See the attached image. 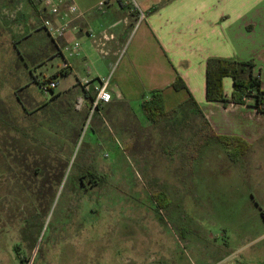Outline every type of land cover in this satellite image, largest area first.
I'll return each instance as SVG.
<instances>
[{
	"label": "rangeland",
	"instance_id": "1",
	"mask_svg": "<svg viewBox=\"0 0 264 264\" xmlns=\"http://www.w3.org/2000/svg\"><path fill=\"white\" fill-rule=\"evenodd\" d=\"M21 2L0 0V54L8 58L0 62V85L9 84L3 94L12 106L21 90L16 75L35 62L32 53L17 60L4 37L20 39L17 14L10 16ZM25 3L45 17L40 5ZM30 44L40 47L33 40ZM59 63L56 58L50 70ZM72 79L59 78L54 91H62ZM11 116L16 126H25L19 109ZM95 117L71 153L64 151L67 165L57 179L53 173L63 165L62 156L58 160L52 152L21 141L18 166L2 152L8 150L3 142H14L17 135L0 126V264H225L229 251L224 234L231 235L232 243L238 236L231 247L236 258L244 261L256 251L259 255H250L247 264H264V142L251 143L233 164L227 156L223 161L214 141L199 146L194 119L183 131L163 128L165 134L157 137L152 151L142 144L146 135L137 133L123 142ZM192 153L195 158L190 159ZM76 164L105 180L82 186ZM151 189L167 194V209L156 205Z\"/></svg>",
	"mask_w": 264,
	"mask_h": 264
},
{
	"label": "crops",
	"instance_id": "2",
	"mask_svg": "<svg viewBox=\"0 0 264 264\" xmlns=\"http://www.w3.org/2000/svg\"><path fill=\"white\" fill-rule=\"evenodd\" d=\"M99 2H103V5L99 6ZM135 2L146 13V20L136 29L134 13L120 0H74L78 14L71 17L69 30L57 42L52 41L42 28L43 17L39 16L37 7L28 6L25 0L20 6L14 5L15 12L10 17L17 14L15 18L19 27L16 29L20 31V39L16 41L14 36L4 37L13 45L17 60H24L25 56H30L29 53L35 59L32 65H25L22 74L16 75L15 84L21 88L19 92L24 93H19L20 97L24 101L26 97L32 98L33 104H42L48 100L50 96H45L34 80L53 76L67 62L69 68L63 70L59 78L64 80L72 76L74 79L69 80L66 87L56 93L76 85L87 76V70L91 88L98 85V79L110 75L111 101L97 112V118L105 125V131L112 136H120L123 142L129 140V136H139L137 133H140V136L146 135L142 144L147 145V150L151 148L155 151L153 147L159 141L157 137L165 134L163 128L183 131L182 127H189L193 119L197 126L199 119L192 114V108L187 104L192 98L215 135L241 138L250 148L251 143L260 146L264 142V113L256 111L253 100L246 97L243 104L228 105L208 102L205 86L207 60L216 58L236 62L254 60V74L259 77L264 89V0ZM44 13L46 18L48 15ZM89 34L96 37L97 44L92 43ZM103 35L112 38L104 40ZM22 39L28 44L25 45ZM31 40L40 43V47L38 44L35 47L29 45ZM73 41L80 43L77 56L69 57L60 52V47ZM56 58L61 63L50 70ZM0 62H8L5 54H0ZM2 70L4 68L0 67V72ZM177 79L183 82L184 89L172 88ZM8 85L5 82L0 85V101L12 108L13 112L19 109L22 113L16 92L14 106L8 101L9 96L3 94ZM155 91L162 92L166 111L176 110V114L171 119L163 118L154 124L145 118L141 104L149 100ZM223 91L229 99L233 92L230 77L223 79ZM32 102H26V106L32 105ZM92 131L97 135V129ZM217 143L215 145L220 149L225 162V157L229 158L228 151ZM242 158L233 161V164ZM237 241L238 236H234L233 243ZM224 242L229 251L225 264H247L250 255H259L252 251L249 257L245 256L244 261L239 260L234 256L236 251L231 249L235 246L231 235L224 234Z\"/></svg>",
	"mask_w": 264,
	"mask_h": 264
},
{
	"label": "trees",
	"instance_id": "3",
	"mask_svg": "<svg viewBox=\"0 0 264 264\" xmlns=\"http://www.w3.org/2000/svg\"><path fill=\"white\" fill-rule=\"evenodd\" d=\"M254 66L253 61L236 62L216 58L208 59L205 86L207 101L222 102L224 105L229 103L243 104L245 98L250 97L253 100V107L256 111L264 113V89L261 87L259 77L254 74ZM62 75V73H56L51 76V79H58ZM226 77H230L233 81V92L229 99L225 97L223 91V79ZM34 83L38 86L36 80H34ZM172 88L181 90L185 86L180 79H177L172 84ZM92 97L90 90L82 86L80 81L64 92L56 93L54 89L51 90L49 100L42 104H33L32 98L24 101L16 92V99L22 110L21 118L25 122L24 127H18L14 124L11 116L13 114L12 108L0 101V126L9 128L17 135V139H13L14 142H7L6 140L3 142V144L5 143L3 145L4 148L7 147L8 150L2 152L8 153V155L5 154L6 158H12V161L14 158V162L18 166H22L21 162L16 158L17 150H21L24 145L21 141H25L28 146L35 145L52 152L58 160L62 156L61 164L63 163V165L55 166L56 170L53 173L57 179L60 174V168L67 165L63 161L64 151L67 149L70 154L71 150L79 143L88 117V108ZM78 99L83 100V106L80 110L76 109ZM26 102H32V105H35L32 111L27 109ZM187 104L192 108V114L199 119L196 132V136L199 137V139L197 138L199 146H202L207 140H213L227 149L228 156L232 161H237L245 155L250 148L246 141L238 137L215 135L195 101L190 98ZM141 107L145 118L154 124L163 118L171 119L176 114V110L166 111L161 91L153 92L149 100L142 102ZM95 116V119L98 120L97 113ZM125 148L126 152L130 151L129 147ZM190 157H192L190 159L195 158L194 153L190 154ZM76 167L77 173H80L79 176L76 174L79 184L82 183L81 179L88 177L93 180L91 182L93 186H98L100 182L105 180L104 176L97 177L88 168H83L78 164H76ZM150 192L153 201L159 208L167 209L169 207L170 200L166 193L155 189H151ZM19 249V246L15 247L16 255H19Z\"/></svg>",
	"mask_w": 264,
	"mask_h": 264
},
{
	"label": "built area",
	"instance_id": "4",
	"mask_svg": "<svg viewBox=\"0 0 264 264\" xmlns=\"http://www.w3.org/2000/svg\"><path fill=\"white\" fill-rule=\"evenodd\" d=\"M33 4L40 5L47 13V17L42 19V28L45 30L47 35L51 38L52 41L57 42L61 39L70 27V20L72 16L78 14L77 7L74 3V0H28ZM124 5L129 6L131 12L135 16V29L141 25L146 20V13L141 10L135 0H120ZM103 2H99V6H102ZM89 37L92 39L93 44H97L96 37L92 34H89ZM104 40H109L112 36H102ZM61 51L67 54L69 57L77 56L80 51V43L78 41H73L70 44H66L60 47ZM126 46L122 50V54L125 51ZM69 65L65 62L61 68L57 71V74H63L64 71H67ZM89 70H87V76L80 81V84L90 90L92 94V99L88 108V117L87 123L85 125L86 129L90 128V123L94 118L95 114L105 107L111 101V94L109 92V82L110 75L105 78L98 79V85L94 88L90 87L91 80L89 76ZM39 90L45 95L50 96L51 90H55L58 82L57 79H51V76L40 77L37 80ZM83 106V100L78 99L76 108L80 110Z\"/></svg>",
	"mask_w": 264,
	"mask_h": 264
},
{
	"label": "flooded vegetation",
	"instance_id": "5",
	"mask_svg": "<svg viewBox=\"0 0 264 264\" xmlns=\"http://www.w3.org/2000/svg\"><path fill=\"white\" fill-rule=\"evenodd\" d=\"M92 134H94V133H92ZM84 179H86V180H84ZM81 181H82V183H80L82 186L83 185H86V182L87 183H90V184H92L91 182H93V180L91 179V178H83V179H81ZM93 186V185H92Z\"/></svg>",
	"mask_w": 264,
	"mask_h": 264
}]
</instances>
